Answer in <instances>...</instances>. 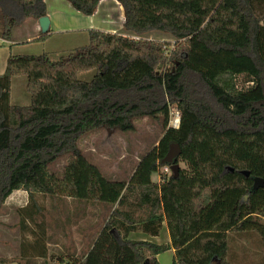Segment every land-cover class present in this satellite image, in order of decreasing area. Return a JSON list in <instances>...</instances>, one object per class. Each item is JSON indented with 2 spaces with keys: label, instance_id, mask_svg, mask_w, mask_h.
I'll list each match as a JSON object with an SVG mask.
<instances>
[{
  "label": "trees",
  "instance_id": "1",
  "mask_svg": "<svg viewBox=\"0 0 264 264\" xmlns=\"http://www.w3.org/2000/svg\"><path fill=\"white\" fill-rule=\"evenodd\" d=\"M65 1L91 16L100 0ZM116 1L123 34L88 30L85 46L56 60L10 54L0 75V206L15 191L27 194L16 210L20 257H46L45 222L57 229L69 199L104 214L86 250L61 264H159L170 249L171 264H232L228 232L254 230L264 245V225L253 221L264 219V0ZM44 16V0H0V39L10 42L26 19ZM152 32L172 44L141 38ZM18 77L26 106L11 103ZM172 106L177 128L168 127ZM142 117L162 118L164 132L126 182L82 161L81 136L132 132ZM171 143L181 151L175 164L185 166L176 175L161 163ZM64 154L76 160L62 177L48 175ZM254 178L263 186L252 191ZM163 223L167 244L128 239L136 231L155 237Z\"/></svg>",
  "mask_w": 264,
  "mask_h": 264
},
{
  "label": "rangeland",
  "instance_id": "2",
  "mask_svg": "<svg viewBox=\"0 0 264 264\" xmlns=\"http://www.w3.org/2000/svg\"><path fill=\"white\" fill-rule=\"evenodd\" d=\"M28 19L31 20L32 18ZM26 20L15 28L18 33H21L22 27L28 25ZM32 20L36 21L34 19ZM117 33L123 34L124 31L121 28L117 30ZM22 35L24 37L30 36L29 33H22ZM141 38L152 41L169 42L170 44L173 42L169 36L158 32L143 35ZM20 39L21 38H19V40ZM67 39L72 40V36ZM66 44L60 45L57 40L51 38L46 42L43 41L38 42L37 44H27L20 50L14 49V46L9 47L13 48L12 53H10L13 55H42L52 52L47 56L51 60H56L60 56L71 52L72 44L75 43L70 41ZM5 55L6 48H1L0 45V63L3 61ZM89 73L90 72H80L78 73V77L80 79H88L90 78ZM10 97L13 105L26 106L29 104V97L25 92L24 77L11 79ZM177 115H179V113L172 106L169 109L168 127H171L174 120L177 119ZM133 126L134 130L132 132H121L118 129L109 130L102 128L81 136L76 142V147L80 153L82 161L97 169L99 174L107 180L126 182L141 157L153 147L157 146L158 141L164 132L162 118H137L133 121ZM75 160L76 158L70 154H64L53 163L48 164L46 166V172L51 176L62 177L66 168ZM178 165L181 168L185 167L182 163H179ZM152 181H158L157 175L152 177ZM26 202L27 194L24 191H17L9 196L0 206V255L9 254L10 257H13L16 250L19 248V239L21 235L17 227L18 219L16 210L26 204ZM97 211L102 213V215L104 214V211L101 208ZM71 215L72 213L65 215L66 220L76 222L74 221V218L73 220L71 219ZM99 220L100 218H98V222ZM253 221L258 226L264 225V219L262 218L255 217ZM45 223L46 226H48L49 222L47 220ZM228 238V262L232 264H264V245L261 243L256 231L228 232ZM73 240L74 237L69 235V238L65 241V245L70 244ZM62 243H64V241ZM50 245L52 244L50 243ZM169 255L170 254L163 253V255L160 256L162 264H171L172 258ZM0 258L2 257L0 256ZM8 264L17 263L14 260H11Z\"/></svg>",
  "mask_w": 264,
  "mask_h": 264
},
{
  "label": "crops",
  "instance_id": "3",
  "mask_svg": "<svg viewBox=\"0 0 264 264\" xmlns=\"http://www.w3.org/2000/svg\"><path fill=\"white\" fill-rule=\"evenodd\" d=\"M44 3L46 7V16L49 19V33L44 42L49 41L51 38L57 40L60 45L73 41L75 44H72L71 50L87 44L88 30L94 29L117 33V30L122 28L124 21L123 8L116 0H100L91 16H84L77 12L65 0H44ZM26 23H28V25L22 27L21 33H18L16 31L17 29L13 30L12 40L10 42L0 39L1 48H6V55L0 63V75L4 72L8 56L12 53L13 48L9 46H14V49L20 50L27 44L38 43L34 42V40L39 38L41 34L38 21L27 19ZM22 33H29L30 36L24 37ZM70 36H72V40L67 39ZM19 38L21 39L19 40ZM50 53L52 52H48L46 55H49ZM66 202L70 206V212L72 213L71 219L73 220L74 218V221L76 222H70L66 220L64 216L59 215L56 229L48 216L47 221L50 226L47 228V254L44 259L35 258L26 261L25 258L20 257L19 248L16 250L13 257H10L9 254H3L0 256L2 258L7 257L6 259L9 261L14 260L17 264H61L60 261L66 259L71 254L76 256L80 254L82 250L85 251L87 246L90 245L92 237L96 234V231H98L103 215L97 211L100 209L97 205L92 206L88 204L86 207H82L77 202H73L69 199H67ZM98 218H100L101 221L99 220L98 222ZM69 235H72L74 240L71 241L70 244L65 245V241L69 238ZM128 239L148 241L157 245L167 244L170 241L164 223L159 234L155 237L136 231L131 232L128 235ZM63 241L64 243H62ZM50 243L52 245H50ZM164 253L170 254L169 256L171 258L173 256L172 249ZM162 255L163 253L156 256V260L159 264H162L160 261V256Z\"/></svg>",
  "mask_w": 264,
  "mask_h": 264
},
{
  "label": "water",
  "instance_id": "4",
  "mask_svg": "<svg viewBox=\"0 0 264 264\" xmlns=\"http://www.w3.org/2000/svg\"><path fill=\"white\" fill-rule=\"evenodd\" d=\"M38 25L41 34H46L49 30V19L47 16L41 17L38 19ZM181 151L180 148L177 144L171 143L168 147V151L161 161L163 164H169L170 165V170L173 175H176L178 172V165L175 164L176 159L179 157ZM242 175L245 177L249 176L248 172H241ZM263 186V180L260 178H254L253 179V185H252V191L257 190L258 188Z\"/></svg>",
  "mask_w": 264,
  "mask_h": 264
},
{
  "label": "built area",
  "instance_id": "5",
  "mask_svg": "<svg viewBox=\"0 0 264 264\" xmlns=\"http://www.w3.org/2000/svg\"><path fill=\"white\" fill-rule=\"evenodd\" d=\"M178 124H179V115H177V119L174 120V123L171 125L172 128H177L178 127ZM168 171H165V168L163 169V172L165 173H170V169L167 168Z\"/></svg>",
  "mask_w": 264,
  "mask_h": 264
},
{
  "label": "clouds",
  "instance_id": "6",
  "mask_svg": "<svg viewBox=\"0 0 264 264\" xmlns=\"http://www.w3.org/2000/svg\"><path fill=\"white\" fill-rule=\"evenodd\" d=\"M165 171H168V169H167V168H165Z\"/></svg>",
  "mask_w": 264,
  "mask_h": 264
}]
</instances>
